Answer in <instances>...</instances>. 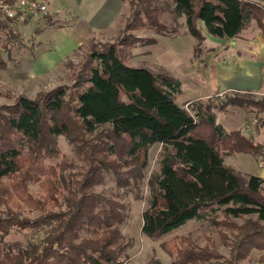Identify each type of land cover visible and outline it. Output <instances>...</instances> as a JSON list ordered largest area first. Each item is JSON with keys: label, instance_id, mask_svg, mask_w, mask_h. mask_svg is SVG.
Instances as JSON below:
<instances>
[{"label": "trees", "instance_id": "trees-1", "mask_svg": "<svg viewBox=\"0 0 264 264\" xmlns=\"http://www.w3.org/2000/svg\"><path fill=\"white\" fill-rule=\"evenodd\" d=\"M152 2L133 0V18L161 33L164 27ZM262 5L258 0H172L171 13L184 17L188 33L199 45L203 35L198 21L208 34L232 38L256 20L264 37ZM91 57L95 65L74 94L60 86L38 99L21 95L0 108V264H122L115 250L122 204L88 186L103 172L111 171L116 178L121 165L140 181L154 144L161 145L159 170L148 179L144 234L163 235L203 218L205 209L221 210L227 217H248L236 226L233 256L224 260L226 264H234L246 245L264 250V178L242 176L223 159V153L262 156L264 146L217 121V112L248 102L232 96L219 106L208 99L180 105L175 96L181 93V81L168 72L127 65L114 45ZM252 104L264 107V102ZM59 135L83 153L87 165L82 179L70 181L65 204L64 176L62 180L55 166L44 163L59 154ZM116 179L120 184L121 176ZM31 183L44 189L47 197L34 199ZM18 200L39 213L22 216ZM27 229L42 234L26 243L6 240L13 230ZM82 232L92 236L81 237ZM210 259L208 248L188 247L173 264H212Z\"/></svg>", "mask_w": 264, "mask_h": 264}, {"label": "rangeland", "instance_id": "rangeland-1", "mask_svg": "<svg viewBox=\"0 0 264 264\" xmlns=\"http://www.w3.org/2000/svg\"><path fill=\"white\" fill-rule=\"evenodd\" d=\"M39 1L48 7L47 18L44 15L34 17L27 14L24 19L16 14L12 21H8L0 14V108L13 104L21 95L38 99L60 86L64 87L68 94H74L86 82L90 66L95 65L91 54L104 50L109 45L115 46L127 65L146 67L153 72L163 71L175 76L180 75L184 88L187 90L191 74L201 73V58L225 44L223 39L218 38L214 41L212 38L217 37L208 34L203 23L198 21L197 25L201 28L203 35L198 45V40L188 33L184 17H175L171 13L172 0H154L151 3L152 7H156L154 14L157 20L164 27L161 33L154 32L153 29L142 25L139 22L140 19L133 18L131 8L133 0ZM263 1L258 0L260 4H263L262 6H264ZM92 14L97 15L95 18L93 16L94 23L89 24L88 19ZM103 16L108 17V21L100 23ZM141 20L144 18L141 17ZM78 23H88L93 33L101 31L92 35L86 33L85 28L80 26L79 29L83 33L80 37H75L71 46H64L62 52L60 47L68 41L67 31L73 28L76 32L75 26ZM2 24L7 26L4 27ZM247 27L253 31H259L256 20H251ZM60 28L61 30L58 31ZM59 34L62 36L56 38ZM196 46H199V49H195ZM188 72L189 75H187ZM191 95L193 94L190 91H185L182 96L176 95L175 101L188 105L195 100L208 99L219 106L226 97L236 96L245 102H250L244 103L242 107L229 105L226 111L217 112V119L221 122L228 117L227 115L232 116L227 112L233 110V118L237 113L239 115L244 113L246 117V126L240 129L244 135H251L254 140L256 133L264 130V107L252 104L264 102L263 92L231 91L212 96L210 99H196ZM184 99L188 101L187 104ZM238 109L242 113L237 111ZM256 118L260 122L258 131ZM250 125L253 126L252 130L247 129ZM56 142L59 154L46 158L44 163L47 166H55L60 177L61 174L64 176L61 190L65 197L61 199L65 204L70 181L74 184L73 178L82 179L87 165L83 160V153L77 151L74 144L70 143L64 135H59ZM160 150V144H154L149 148L147 164L142 171L143 177L140 181L131 177L128 168L121 165L119 167L121 174L117 175V177L121 176L120 184L117 177L115 178L110 171L103 172L101 178L97 177L98 181L88 186L94 192L122 204L123 218L117 226L121 237L115 244L119 260L122 264H173L174 260L181 257L182 252H185L188 247H197L210 250L212 264H226L224 260L233 256L231 248L234 235L237 233L236 226L248 218L247 216L231 218L224 216L221 210L213 212L205 209L202 211L203 218L189 220L169 233L151 237L142 232V213L150 199L148 179L152 173L159 170ZM251 155L254 154L223 153V159L239 174L246 177L253 174ZM245 161L249 164L247 165ZM62 163L66 164L65 168L57 167ZM29 190L34 199L47 197L44 189L37 183H31ZM17 204L22 216L34 217L39 213L38 209L26 205L23 201L18 200ZM50 205L52 206V203ZM58 208L54 207V210ZM41 234L40 230L34 229L13 230L6 240L26 243L28 240H36ZM91 236V233H81V237ZM246 248L247 245L241 250V255L234 264H264V250L250 244ZM214 254L216 256L212 257Z\"/></svg>", "mask_w": 264, "mask_h": 264}, {"label": "crops", "instance_id": "crops-1", "mask_svg": "<svg viewBox=\"0 0 264 264\" xmlns=\"http://www.w3.org/2000/svg\"><path fill=\"white\" fill-rule=\"evenodd\" d=\"M81 1L82 0H80L79 2ZM108 1L109 0H106V2ZM96 10L94 12H96ZM98 10H100V8ZM96 15L97 14L95 15L92 14L88 19L89 22L88 21L87 22L89 24H93ZM106 21H108V17L103 16V19L102 21L100 20V23ZM88 23L87 24L78 23L75 26L76 32L75 30H73V28L70 31L69 30L67 31L66 36L68 41L66 42V44L64 43L60 47L62 48V52L64 50L63 49L64 46H69V45L71 46L73 40H75V37H80V35L83 33V31L79 29L80 26L85 28L86 33L92 35L95 34L96 32L98 33L101 31V30L95 31V33H93ZM96 25L98 24L96 23ZM247 28L248 27L244 28L235 37L219 38L225 40V44L223 46H218V48L214 50L211 54H207L201 58L200 60L201 62L200 65L202 68L201 73L197 75H195L194 73L192 74L190 73L191 74L190 84H188L187 90H185L184 88V83L181 81L182 78L180 77V75L175 76L171 74L172 76L178 78L181 81L180 96H182L185 91H190L191 94H193L191 96H193L196 99H203L210 97L212 98V96L224 94L231 91L234 92L252 91V92L264 93V37L261 34L260 30L259 32L257 30L256 31L251 30L250 27L248 29ZM60 30L61 28L58 31ZM248 33L249 35H247ZM61 36L62 34H59L58 36H56V38L57 37L60 38ZM212 39L214 41H217L218 37ZM187 75H189V72L187 73ZM185 99L184 101H187ZM187 99H193V98H187ZM187 103L188 101L185 104ZM178 104L184 105L182 104V102ZM237 111L241 112V110L239 109ZM232 112L233 110L227 112L232 116L227 115L228 117L225 118L223 121L220 122L218 121V119L217 121L220 122L222 126L228 131L240 130L243 127L245 128L246 126L245 124L247 122L244 113L243 115H239L237 113L236 117L234 116L233 118ZM254 141L264 146V130H262V132L260 133H256V135L254 136ZM251 156H252V158H250L252 160L251 171H253V174L264 178V155L262 156L251 155ZM245 162L247 165L249 164L248 161ZM224 163L232 167L231 164H227L225 161Z\"/></svg>", "mask_w": 264, "mask_h": 264}, {"label": "built area", "instance_id": "built-area-1", "mask_svg": "<svg viewBox=\"0 0 264 264\" xmlns=\"http://www.w3.org/2000/svg\"><path fill=\"white\" fill-rule=\"evenodd\" d=\"M48 12L47 5L39 0H0V14L8 21H12L16 14L25 19L27 14L34 17H42ZM251 124L253 125V123ZM252 125L248 126L247 129L252 130Z\"/></svg>", "mask_w": 264, "mask_h": 264}]
</instances>
